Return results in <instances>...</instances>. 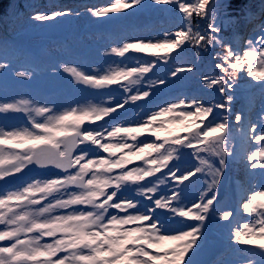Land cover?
<instances>
[{"label":"snow or ice","instance_id":"snow-or-ice-1","mask_svg":"<svg viewBox=\"0 0 264 264\" xmlns=\"http://www.w3.org/2000/svg\"><path fill=\"white\" fill-rule=\"evenodd\" d=\"M177 2L178 0H153L155 4ZM208 4L209 0H197L191 7L206 15L204 9ZM134 5L143 6V0H115L110 7H101L93 11L92 15L105 17L109 13L133 8ZM179 8L189 18L187 32H176V38L165 35L162 43L126 42L122 47L112 48L111 52L120 57H124L130 50L138 53H169L185 40L194 45H200L204 41L203 47L216 42V36L211 33H217L219 29L214 24L208 25L209 34L193 32L189 5L179 3ZM67 14L57 12L55 16ZM34 19L46 21L53 17L36 15ZM259 43L264 46V36L259 38ZM248 44L251 45L252 41H248ZM254 55V52L248 51L246 59H242L232 48H227L222 56H218L223 63L216 65L227 78L205 77L207 88L219 86L216 90L224 95L225 103L205 106L196 97L169 102L168 106L159 111H145L144 114L150 118L134 121L140 125L137 127L106 123L100 130H90L82 125L85 121H99L105 117H111L112 122L121 121L130 111L125 106L149 97L148 91L137 90L136 94L117 100L114 106L71 108L59 114L52 107L34 105L31 100L0 102V113L23 112L32 123L31 129H0V180L21 173L30 164L41 168L53 166L63 172L62 177L36 180L22 189L12 191L5 185L0 190V225L5 226L4 230H0V241L12 242L10 246H0V264H193L186 257L197 245L199 236L203 235L209 214L213 213L215 218V189L220 183L225 158L232 155L227 150L231 138L228 118L224 116L221 119L218 115H213V111L215 108L229 110L228 105L233 97L227 90L236 86L245 63L248 65L247 76L258 82L264 81V50L255 65L252 63ZM233 58L235 62H230ZM154 66L149 61L144 66L121 67L105 75L88 74L76 67L65 66L63 70L71 73L78 83L92 88L120 84L125 92H131V87L121 84V81L137 84ZM6 67L4 63H0V70ZM188 71L192 69L189 68ZM16 75L24 78L28 73L17 72ZM133 77L136 78L132 79ZM260 88L264 91V83L260 84ZM177 109H180L178 114ZM210 115L213 118L203 129L195 123L197 118L207 119ZM168 116H171V120L163 119ZM35 117H43V121ZM235 119L240 122L242 117L236 115ZM165 123L168 124L167 128L163 127ZM156 124L161 127H153ZM193 128L200 130L193 131ZM249 131L254 133L251 140L264 141V131L257 133L255 125ZM162 132L168 134L164 143L144 142L142 147H134L127 142L128 138L136 141L138 136L145 133H151L160 139ZM179 132L190 135L181 137ZM116 137L121 142L112 143L111 139ZM106 138L111 139L103 142ZM165 144L169 147L165 148ZM81 145L84 147H80ZM5 146H8V150ZM78 148L79 154L74 155ZM181 148L193 149L189 155L195 156L199 164L191 170L180 171L179 177L176 170H179L180 165H174L169 172L172 180L179 179L181 183L189 181L188 184L178 191L173 190L172 195L157 196L159 186L165 183L167 177L140 183L168 167L169 161L179 160L180 155L177 153ZM98 150L109 153V158L92 159L90 153H98ZM118 153L124 154L117 156ZM153 153L158 155L153 156ZM201 153L219 157V167ZM245 158L249 161L258 160L251 167L260 168V175L264 178V144H260L257 151L249 153ZM135 161H144L146 166L125 170ZM72 169L76 171L73 172ZM117 169L120 170L119 174L113 175ZM190 177H196V180L190 181ZM201 177L210 179L205 180L207 191L201 193L200 202L195 203L189 199L187 191L194 184L200 183ZM128 182L139 184L138 192L145 198L144 201L118 196L121 186ZM74 188L78 191H73ZM108 188L114 190L108 192ZM209 192L212 196L206 198ZM45 200L48 203L42 204ZM258 201V207L264 208V191H256L251 195L250 201L243 208L254 212ZM74 206H90L91 210ZM66 209L72 211L56 214L59 210ZM109 209H116L117 214L109 216ZM120 212L125 215H119ZM231 215V212L225 211L220 219L227 220ZM261 216L264 217V212ZM126 225L131 227H125ZM244 228L251 238L245 239L246 232L238 231L235 233V240L243 245H258L264 249V219L260 221L258 231L248 224ZM45 237L54 239L51 243L42 242ZM60 253L64 255L61 256Z\"/></svg>","mask_w":264,"mask_h":264},{"label":"rangeland","instance_id":"rangeland-1","mask_svg":"<svg viewBox=\"0 0 264 264\" xmlns=\"http://www.w3.org/2000/svg\"><path fill=\"white\" fill-rule=\"evenodd\" d=\"M115 0H105L100 4H96L92 7V9H88L89 7H71L69 5H55V6H44L41 5L36 11H34L31 15L26 16L20 19L17 23H13L8 29L2 27V31L0 32L3 35H0V63H4L7 67L4 70H0V102H16L19 100H31L34 105H47L52 107L54 111L59 114L71 108H91L94 106L100 107H108L114 106L110 104L109 99L113 97H108L105 95L106 92H122L116 97L118 100H122L125 94L134 95L137 90L143 92L148 91L150 95L157 96V87L162 86V80L165 79L161 74L166 71L163 70L157 72L155 75H147L143 76L140 79V82L137 84H129V81H123L121 84H127L131 87V92H125L120 85L116 88L109 90V86L105 88H92L91 86L84 85L82 83H78L76 79L72 76L71 73L65 72L63 69L65 66L67 67H76L82 71H85L88 74H99L105 75L110 71L121 68V67H136V66H144L145 62L143 60H132V63H124L122 57L118 54L112 53L111 49L115 47H122L126 42H164L165 33H161L162 36H157L156 32L159 29L152 28L153 25L157 23H162V21L167 17L164 13L163 6H172V3L168 4H155L154 7H148L142 12H136V7L138 5H134L131 9L130 13L126 12V17L113 25H106V21L109 19V15L105 17H95L92 15V12L101 8V7H110ZM131 2V0H128ZM153 2V0H152ZM43 3V2H42ZM251 9L245 16H241L235 21V29L232 38L229 40L230 46L234 52L241 56L242 59H246L245 54L248 51L254 52V58L252 63L255 65L258 63L259 56L262 50H264V46L259 43V38L264 36V0H259L254 2L251 5ZM260 7L257 13L254 14V11ZM212 8V6H211ZM57 12H65L68 13L65 16H55ZM36 15H47L53 17V19L46 21H37L34 19ZM61 17H66L70 20V29L74 34V36L79 38L74 40L70 37H66L62 42L55 43L54 40L48 39H36L29 35V31L35 29L36 27L43 25L47 22L57 21ZM252 20V21H250ZM126 21H131L130 23ZM139 24L138 27L134 28L133 24L135 22ZM104 22V24H102ZM249 23L246 29L242 30V26L244 24ZM219 24V22H217ZM108 26H114L115 32H108L103 39H100L102 29ZM150 27V28H149ZM218 27V26H217ZM149 28V29H146ZM67 31V33L69 32ZM66 33V34H67ZM252 41V44L249 45L248 41ZM15 41L20 44V47L23 48V53L19 56L12 51H9L7 55H2L1 48L6 45V42ZM2 42V43H1ZM38 42H42L41 48L46 53L47 61L43 63L44 72L40 76L32 73L31 69L28 68L29 60L31 58V50L27 47L30 43L31 45H36ZM24 43V45H23ZM166 55L165 52H160L159 56ZM149 56V55H144ZM174 64V62L172 63ZM180 64L176 63V65L171 68L176 70L180 68ZM248 67L247 63H245L244 68ZM214 71H216L213 68ZM210 72V77H216V72ZM17 72H27L28 76L21 78L16 75ZM219 73V72H218ZM202 76V75H201ZM133 77L132 79H135ZM199 79V78H198ZM202 79V78H201ZM264 83V81H255L254 78L250 77V85L251 91L243 96V106L245 112L242 115V123L238 128L232 124L233 127H230L232 131H234L237 137L245 138L250 140L251 143H247L245 140L243 146L244 153L242 155L243 161L236 163L238 170L233 164L229 162L225 163L222 169V175L220 177V183L216 187L215 193H219L222 189L224 193H227V198L230 202V207L225 206L223 200L220 201L218 207L214 209L213 220H210L211 229L209 239L213 243L217 244L221 250H223L222 255L218 260H221L220 264H261V259L258 256L264 253V250L259 248L256 252L257 256L253 255L245 256V252H248V248H253L254 245H243L235 240V233L238 231L246 232L244 225L248 224L250 228L258 231L259 223L264 217L261 216V213L264 212V208H259V201L257 202V208L254 212L246 211L243 208L245 203L250 201V196L254 195L256 191H264V178L261 177L260 172L262 171L260 168H252L251 165L258 163V160L249 161L247 160V155L253 151H257L259 149L260 144H264V141H253L251 140V136L254 135L249 129L252 125L256 126V132L260 133L264 131V91L261 90L260 84ZM198 81H194L191 84H188L189 87L197 88ZM185 85V84H184ZM248 87V86H247ZM186 89V86L183 87V90ZM185 99V98H180ZM173 99H165L161 104L156 103L155 105H144L145 98L137 101L135 103V107L133 111L129 112L126 117H123L121 121L118 122H109L108 124L115 123V126H125V127H137L139 124L134 121L139 119H149L150 117L145 115V111H159L160 108L168 106L169 102H172ZM180 109H177V114ZM223 109L216 108L213 112V115H218L221 119L226 116L223 112ZM18 112H8V113H0V129L4 131H11L22 128H32V123L30 125H26L22 121L21 115L17 114ZM24 116L27 117V114L21 112ZM33 116L35 114L33 113ZM39 121H43V117H35ZM213 116L210 115L207 119L202 121L201 118H197L195 123L198 125H206L209 120H212ZM29 120V119H28ZM94 121H85L82 125L83 128H87L90 130H100V128L93 127ZM106 125V124H105ZM103 125V126H105ZM159 126V124H156ZM194 129V128H193ZM249 132V133H248ZM186 135L189 133L184 132ZM248 134V135H247ZM122 135V134H121ZM214 135V134H213ZM109 139L106 138L103 142H109ZM112 143L121 142L119 137L111 139ZM127 142L134 147L139 146L142 147L144 142L152 143V137L150 133H145L144 135L138 136L136 141H132L130 138L127 139ZM164 143V142H162ZM249 144V145H247ZM93 148L97 146H92ZM239 144L236 142L234 149H238ZM246 147V148H245ZM243 149V148H242ZM7 150V149H6ZM17 151V150H16ZM80 151V150H79ZM79 151L77 154H79ZM127 149L125 150V152ZM182 153L184 149H180ZM124 153H121L123 155ZM92 159H100V158H109L108 153L103 152V150H98V153H90ZM151 158V157H148ZM193 158V157H192ZM238 156L235 152H232L230 156V160H237ZM184 159H188V165L183 164L180 165V162L177 164L180 165L179 170L176 171L177 177L180 175V171H188L191 170V158H187L185 156L180 157V161ZM217 167H219L218 161L219 157H211ZM244 160H247L245 162ZM170 162V161H169ZM137 163V161L133 162ZM140 165L138 167H145L144 161H140ZM250 169L252 177H254V181L252 177H249L248 174L245 175V168ZM172 168L170 166L166 167V171L164 175H168L171 173L169 169ZM237 170L238 178L235 181H238L239 184L233 180H230L231 173ZM120 170L117 169L114 171L113 175L119 174ZM91 175V174H89ZM61 175L60 177H62ZM222 177H225L224 184L221 181ZM53 178H43L40 174H37L33 171H30L27 168H24L21 173L17 176L18 183L17 185L9 190L15 191L18 189H22L27 186L28 183H35L36 180H45V179H54ZM195 177H190L189 179L193 181ZM246 178L249 179L250 182H253L250 185L246 186ZM157 178L155 175L153 177H147L144 181L140 183H147L149 180L155 181ZM164 179V178H163ZM2 180H0L1 182ZM181 181L179 179L169 181L168 183H164L170 190L168 193L161 191L158 188L157 196L161 195H172L173 190L178 191L180 189L179 183ZM139 184L130 183L128 185H122L119 195H124L134 200H138L139 192L135 189L139 188ZM219 185L220 188H219ZM240 186V187H239ZM238 187V188H237ZM0 190L2 187L0 186ZM73 191H78V189H72ZM114 189H109L108 192L113 191ZM203 190V185L198 184L195 187V191H187L189 199L195 203L200 202L199 196L200 191ZM136 192L138 194H136ZM246 192L245 194H242ZM141 196V195H140ZM212 193H208V197L210 198ZM183 198V196H182ZM224 198V197H222ZM51 199V197H49ZM114 201L116 198H113ZM139 201V200H138ZM48 203L47 200L42 201V204ZM83 210H91L90 206H74ZM231 207L239 208V215L235 216L234 223L232 226L228 228V221L231 216L227 220H221L220 217L223 215L225 211L230 210ZM72 211V209L59 210L56 214H66L67 212ZM113 214H117L116 209H109L108 215L111 216ZM119 215L123 216L125 213L120 212ZM106 220L108 217L105 218ZM125 227H131V225H126ZM5 226L0 225V230H4ZM225 234L229 237V242L225 245L222 241L221 234ZM251 238L247 232L245 235V239ZM259 239V236L256 237ZM54 238L45 237L42 242L51 243ZM204 239L199 236L197 245L194 246L193 250L198 248V245L203 242ZM11 244V243H10ZM10 244H5L3 241H0V246H10ZM248 247V248H247ZM240 248V249H238ZM247 248V249H246ZM192 250V251H193ZM234 250L241 252V255L233 254ZM61 256L64 253H60Z\"/></svg>","mask_w":264,"mask_h":264},{"label":"trees","instance_id":"trees-1","mask_svg":"<svg viewBox=\"0 0 264 264\" xmlns=\"http://www.w3.org/2000/svg\"><path fill=\"white\" fill-rule=\"evenodd\" d=\"M51 1V0H50ZM52 1H69V2H77V1H83V0H52ZM91 1V0H86ZM210 1V0H209ZM253 0H224L221 5L223 7L221 10H229L232 13L236 12L238 9H245L247 4ZM37 0H0V22L2 20L7 21L8 24L15 23L18 19H21L23 15H26L27 13H30L32 10H34L36 6ZM190 4L195 5L197 0H190ZM193 11L194 17L191 22V27L193 32H200L203 34V27H198L199 18H201L202 14L197 10H194L192 7L189 8ZM178 11V10H176ZM198 14V15H197ZM231 25V24H230ZM229 33V29L222 26V31L219 32V38L218 42L222 43L226 39V34ZM186 44L188 45V51L189 54H191L193 57L195 56L198 63H200V52L197 49L200 45H194L189 40H185ZM204 41H201L200 44L204 45ZM226 50V49H225ZM204 58L207 56L204 55Z\"/></svg>","mask_w":264,"mask_h":264},{"label":"water","instance_id":"water-1","mask_svg":"<svg viewBox=\"0 0 264 264\" xmlns=\"http://www.w3.org/2000/svg\"><path fill=\"white\" fill-rule=\"evenodd\" d=\"M46 27L40 29L39 31H34L36 33V35H41V33H43L42 31L45 30ZM60 31V30H59ZM58 31V32H59ZM63 30H61L58 35H60L62 33ZM51 36H57L56 34H53ZM35 169L37 170H46L49 171L46 168H40L37 167L36 164H33ZM61 171L60 169H54L53 171H50L52 173H56ZM217 252V250L215 249L214 246L212 245H205L198 253H195L192 255V257L190 258L193 261V264H211V261L213 259L214 254Z\"/></svg>","mask_w":264,"mask_h":264},{"label":"bare ground","instance_id":"bare-ground-1","mask_svg":"<svg viewBox=\"0 0 264 264\" xmlns=\"http://www.w3.org/2000/svg\"><path fill=\"white\" fill-rule=\"evenodd\" d=\"M258 10H260V7H258V8L254 11V14L257 13ZM244 27L246 28V25L243 26L242 30L244 29Z\"/></svg>","mask_w":264,"mask_h":264}]
</instances>
